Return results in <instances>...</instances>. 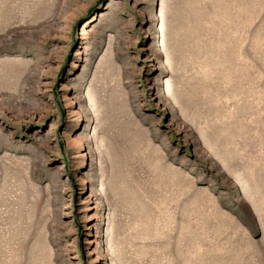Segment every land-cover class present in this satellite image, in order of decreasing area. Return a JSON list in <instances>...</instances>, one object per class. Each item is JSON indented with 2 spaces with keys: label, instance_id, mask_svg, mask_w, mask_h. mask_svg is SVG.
Here are the masks:
<instances>
[{
  "label": "rangeland",
  "instance_id": "rangeland-1",
  "mask_svg": "<svg viewBox=\"0 0 264 264\" xmlns=\"http://www.w3.org/2000/svg\"><path fill=\"white\" fill-rule=\"evenodd\" d=\"M0 264H264V0H0Z\"/></svg>",
  "mask_w": 264,
  "mask_h": 264
}]
</instances>
